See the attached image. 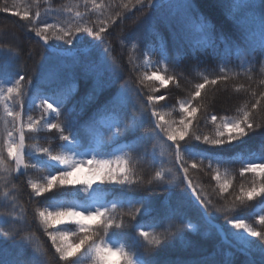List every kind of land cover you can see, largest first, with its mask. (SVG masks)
Wrapping results in <instances>:
<instances>
[{
    "label": "snow or ice",
    "instance_id": "snow-or-ice-1",
    "mask_svg": "<svg viewBox=\"0 0 264 264\" xmlns=\"http://www.w3.org/2000/svg\"><path fill=\"white\" fill-rule=\"evenodd\" d=\"M83 6L85 13L77 11L74 19L52 23L41 21V12L30 11L29 5L21 10L17 0H13L11 7L0 8L29 25L26 30L35 34L44 49L35 82L29 77L25 83V75L20 74L18 66L15 72L10 71L20 51L0 48V107L5 125L0 137V172L7 174L5 191L0 195L10 207L9 211L0 212V264H50L46 248L32 231L33 225L50 242L56 264H235L236 252L246 256L243 264H264V215H256L257 227L232 214L254 207L257 202L264 203V152L241 158L239 176L251 173L253 178L250 183L242 182L223 204L213 203L191 175L207 171L216 183L213 192L224 200L233 181L229 169L221 172V165L234 162V150L242 152L241 146L255 135L264 136V92L257 96L255 91V102L237 108L235 116L204 115L203 123L211 125L212 130L197 131L201 124L197 113L207 107L202 103L206 85L227 84L231 78L227 66L233 56L239 59V67L249 65V72L258 57H264V0H214V7L222 9L226 18L237 24L241 22L240 14H245L248 23L234 39L217 33L216 25L197 0H182L179 4L172 0H120L119 4L113 0L108 4L103 0H83ZM113 7L120 11L113 15ZM89 12L97 14L94 23L84 19ZM137 12L142 15L136 18V29L119 38L122 47L129 46V71L140 67L132 55L140 45H144L146 57L158 55L159 60L146 58L143 66L155 70L140 73L134 83L131 76L124 78L125 66L112 55L113 48L106 36ZM161 25L168 29L171 49L161 34ZM257 31L259 40L255 37ZM81 34L92 38L88 46L98 55L79 51L73 54V49L86 39ZM187 57L197 62L202 58L216 59L219 73L204 75L203 82L196 83L187 98L177 101L179 120L165 119L167 100L160 89H167L169 83L179 87L178 76L167 73L170 65L180 66ZM53 64L60 71L50 77L55 89L48 94L39 80ZM260 70L264 72V61L260 62ZM194 103L199 107H194ZM33 107L39 115L30 114ZM174 110L175 105L167 115ZM86 114L87 119L81 122ZM44 131L48 146L26 143L40 139ZM53 140L58 142L55 147ZM157 141L167 143L168 162L172 166H161L145 179L123 149H143L145 160L151 158V166L156 169ZM149 144L151 148L147 147ZM261 147L264 148V141ZM33 160L36 162L32 163ZM82 169H86L83 178L78 175ZM45 170L47 174L39 179L29 176L31 171ZM21 177H25L22 187L13 183ZM165 185L169 186L167 194L157 201L151 192ZM106 187L111 199L105 197ZM177 188L182 190L176 191ZM24 189H30L31 221L19 205V194ZM18 206L20 214L16 215ZM118 207L128 210L117 212ZM193 210L198 223L202 222L203 239L214 240L215 233L223 231L207 254L197 243L184 239L185 230L194 227L185 223ZM218 212L226 214L230 229L225 225L217 228ZM161 215L168 226L157 232ZM146 227L151 230H145ZM181 240L183 247L198 258L189 259L175 252ZM8 241L12 242L14 253L6 259L3 246ZM226 245L233 251H225ZM113 254L117 261L111 259Z\"/></svg>",
    "mask_w": 264,
    "mask_h": 264
},
{
    "label": "trees",
    "instance_id": "trees-1",
    "mask_svg": "<svg viewBox=\"0 0 264 264\" xmlns=\"http://www.w3.org/2000/svg\"><path fill=\"white\" fill-rule=\"evenodd\" d=\"M20 3L21 10L25 5H29L30 11L35 12L37 9L41 12V21H46L48 23H52L54 21L65 22L70 19L75 18V13L77 11L81 13H85L86 9L83 6V0H17ZM101 0H97V3H100ZM114 4H119L120 0H113ZM168 0H165L167 3ZM182 0H172V3L179 4ZM234 2H239V0H234ZM104 4H108L109 0H103ZM198 6L201 7V10L207 15L210 21L216 25L217 33H223L224 35L230 38H236L240 31L243 30L244 25L248 23V20L245 14L241 15V22L239 24L232 21L230 18H226V13L219 9L218 7H214V0H197ZM11 7L13 5V0H0V8L3 6ZM67 8H71L72 11H66ZM91 8V4H89V9ZM13 11L15 9L13 8ZM111 13L114 15L115 12L120 11L118 7H113ZM142 13L137 12L136 15L130 19H127L123 22L122 25L114 26L111 29V35L106 36V40L111 43L113 48L112 55L117 58V60L125 66V79H128L131 76L133 82L135 83L136 78L142 72H151L155 70L154 68H145L143 66V61L146 58L151 59L153 62L159 60L158 55H151L146 57L144 55V45H140V47L132 53L135 57V63L140 65L139 68L135 72H130L129 68L131 67L128 64L129 60V46L122 47L119 38L121 36H127L132 31L136 29L137 24V17H140ZM251 14H247L250 16ZM85 20L94 23L97 19V14L89 12L85 17ZM30 27L25 22L21 21L18 17H15L12 12L5 13L0 11V48L8 49L11 48L13 50H19L20 56L19 59L14 61L13 66L10 67V71L15 72L16 67L21 70L20 74L25 75V83L27 79L31 77L35 82L38 73L40 72L39 65L41 63V53L44 51L42 47V42L39 41L35 34L32 32H28L26 29ZM121 28L124 29L121 32ZM160 31L162 36L168 40L169 47L171 49V37L169 35L168 29L165 28L163 25L160 26ZM86 37L83 41V44H78L75 49H73V54L77 51L84 55H88L89 53L92 56H96L99 53L93 50L90 46H88V40H91V37H87V34H81ZM257 40H259V33L258 31L255 34ZM56 44H62L61 41H55ZM66 47L72 48L71 45H67ZM264 61V57H258L255 67L252 70L246 71L249 68V65H245L244 68L239 67V59L235 56L231 59L227 66V71L229 76L231 77L227 84L220 83L217 86L206 85L205 89L202 90V103L206 104V108H200L199 112L197 113L198 116L201 117V124L200 127L197 129L198 132H211V125H205L203 123V116L215 114L217 116L227 115V116H235L237 114V108L255 102V97L252 95V92L255 91L257 96L260 92H264V72L260 70V62ZM218 60L207 58H202L201 62H197L193 60L191 57H187L184 61H182L180 66L173 67L172 65L169 66L168 75L176 74L179 78V87L177 88L176 85L169 83L167 89H160V94L165 95L167 100V107L165 108V119H175L179 120V107L177 101L180 99L187 98L191 91L194 90V86L196 83L203 82V76H214L219 73L218 68ZM60 69L55 65L49 66L45 72L41 75L39 80L40 87L47 92L48 94H52L53 90L55 89V84L51 82L50 77L56 75ZM164 74V73H161ZM235 74V75H234ZM123 83V80L120 81ZM239 89V90H237ZM26 94L30 95L31 93L28 89H25ZM147 91V89H145ZM79 99V97H77ZM138 100L143 99L142 97H138ZM39 101L37 100V103ZM163 103V102H161ZM173 105H175V110L171 111V115H167V113L172 109ZM70 106V105H69ZM194 107H199L196 103L193 104ZM28 104L27 99L25 101V110L27 112ZM19 110V109H16ZM261 110L264 111V102L261 104ZM31 115L37 116L39 115L38 110L33 107ZM90 114V113H89ZM3 109L0 107V137H2L4 133V122H3ZM88 114L81 117L80 120L83 122L87 119ZM79 126V125H78ZM9 128L11 125L8 126ZM143 131V129L141 130ZM47 136V132L44 131L41 133L40 139L32 140L29 139L26 141L28 144H38L40 146H48L49 141L45 139ZM262 141H264V136L261 134L255 135L251 140L247 142V145H242L243 151L241 152L239 149L234 150L235 155L233 157L234 162L226 163L221 165V172L225 168L229 169L233 184L232 187L229 189V194L225 196L224 200H220L216 192H213V189L216 187V183L214 180L211 179V175L205 172H192L191 175L193 177L194 182H198L202 185L205 191L208 193L209 197L213 200V203L216 204H223L226 201L231 199V193L238 191L240 184L243 183H250L252 180V174L246 173L243 178L239 176V169L242 167L241 158H247L250 153H255L259 156L262 152H264V148L261 147ZM52 145L58 143L57 141H51ZM123 143H127L126 141H122ZM156 158L157 164L156 169L151 166V158L147 161L143 156V149L140 151H133L130 148H124L123 151L125 153H129L131 157V163L135 167L138 174H142L145 176V179L152 176L154 174V170L159 169L161 166L167 168L171 167L172 165L168 162V146L167 143L163 141L156 142ZM147 147L151 148V144L147 145ZM56 150H62L56 148ZM228 155H232L229 153ZM163 161V164H161ZM36 161L33 160L32 163ZM253 162H260L259 160H254ZM207 161H205V164ZM46 170L41 171H31L29 172V176L34 179H39L42 175H46ZM25 177H21L19 180L14 179L13 183L21 185L22 181ZM170 179V177H169ZM7 182V174L0 172V194L5 191L4 185ZM168 185L155 187L154 190L151 192V196L156 199L157 201L163 200L167 194ZM8 188H11V185H8ZM176 191H181L182 189H175ZM105 197L107 199H111V195L109 192V188H105ZM28 192L30 189H24L19 194V205H22L26 210V215L31 221L32 219V204L29 203L28 200ZM257 201H260V198H257ZM10 207L6 206V203L0 195V212L9 211ZM128 209L125 207L124 209L117 208V212L120 211H127ZM15 214H20V207L18 206L15 210ZM238 215L239 217L246 218L247 222L253 223L254 226L259 227L258 224L255 223V217L257 214L264 215V203L257 202L254 207H247L242 211H238L236 213H232ZM225 213L218 212L216 213V225L219 228L220 225H225L228 229L231 228L230 225L226 224L225 220ZM148 218H145L147 220ZM161 220V226L156 228L155 231L160 232L163 231L165 227L168 226V222L166 219L163 218V215L159 217ZM185 223H191L194 227L188 228L185 230V237L186 240H191L194 243H197L201 246L203 250H205V254L208 252H212V246L216 244L219 239L223 236V231H218L215 233V239L211 241H207L203 239L201 223H198V216L196 212L190 211L189 215L185 218ZM145 230H151L149 228H145ZM32 231L35 233L38 241L41 243L43 247L46 248L50 260V264H56V259L54 258V249H51L50 242L46 240V237L43 236L41 232H38L35 228V225L32 226ZM131 234H135V232L131 229L128 230ZM118 238V237H116ZM255 239V238H250ZM7 252L5 258H9L14 253V248L12 246V242L8 241L7 244L3 246ZM225 251H233L232 248H228L225 246ZM253 252L256 251L255 248L252 249ZM177 254L182 253L189 259L198 258V256L193 253L190 249H185L183 247V240L177 242V247L175 249ZM214 254V253H213ZM258 255V254H257ZM246 256L236 252L235 253V264H243L245 261Z\"/></svg>",
    "mask_w": 264,
    "mask_h": 264
},
{
    "label": "rangeland",
    "instance_id": "rangeland-1",
    "mask_svg": "<svg viewBox=\"0 0 264 264\" xmlns=\"http://www.w3.org/2000/svg\"><path fill=\"white\" fill-rule=\"evenodd\" d=\"M85 173H86V169H82L81 172L78 173V175L81 176V177L83 178L84 175H85ZM111 259H112L113 261H117L118 257H117L115 254H113L112 257H111Z\"/></svg>",
    "mask_w": 264,
    "mask_h": 264
}]
</instances>
